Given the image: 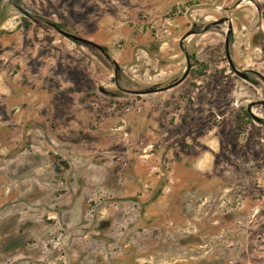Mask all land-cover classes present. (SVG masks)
<instances>
[{"label":"rangeland","instance_id":"rangeland-1","mask_svg":"<svg viewBox=\"0 0 264 264\" xmlns=\"http://www.w3.org/2000/svg\"><path fill=\"white\" fill-rule=\"evenodd\" d=\"M0 264H264V0H0Z\"/></svg>","mask_w":264,"mask_h":264},{"label":"water","instance_id":"water-1","mask_svg":"<svg viewBox=\"0 0 264 264\" xmlns=\"http://www.w3.org/2000/svg\"><path fill=\"white\" fill-rule=\"evenodd\" d=\"M53 26H54L55 29H56L59 33H61L64 37H66V38H68V39H71L72 41H74V42H76V43L85 44V45H88V46H92V47H94V48H97V49H99V50H101V51H104V49H103L100 45L96 44L95 42H93V41H91V40H89V39H86V38L80 37V36H78V35H76V34H73V33L67 32V31H64V30L60 29L58 26H56L55 24H53ZM227 45H228V43H227ZM236 71H237V70H236ZM237 73L240 74L241 76L245 77V74H242V73H240L239 71H237ZM153 91H155V90H151V92H153ZM252 115H253V117H254L258 122H262V121H263L262 118L256 116L254 113H252Z\"/></svg>","mask_w":264,"mask_h":264},{"label":"bare ground","instance_id":"bare-ground-1","mask_svg":"<svg viewBox=\"0 0 264 264\" xmlns=\"http://www.w3.org/2000/svg\"><path fill=\"white\" fill-rule=\"evenodd\" d=\"M256 115V114H255ZM256 116H258V115H256ZM260 117V116H259Z\"/></svg>","mask_w":264,"mask_h":264},{"label":"flooded vegetation","instance_id":"flooded-vegetation-1","mask_svg":"<svg viewBox=\"0 0 264 264\" xmlns=\"http://www.w3.org/2000/svg\"><path fill=\"white\" fill-rule=\"evenodd\" d=\"M60 28V27H59ZM61 29V28H60Z\"/></svg>","mask_w":264,"mask_h":264}]
</instances>
